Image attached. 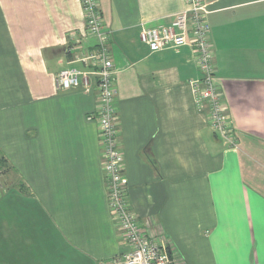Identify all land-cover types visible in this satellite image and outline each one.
Here are the masks:
<instances>
[{
	"label": "crops",
	"instance_id": "crops-1",
	"mask_svg": "<svg viewBox=\"0 0 264 264\" xmlns=\"http://www.w3.org/2000/svg\"><path fill=\"white\" fill-rule=\"evenodd\" d=\"M115 71L126 201L173 264H264V0H203L214 82L236 146L208 126L190 47L151 52L141 28L183 0H97ZM79 0H0V264H112L127 250L107 206L96 77ZM88 85L56 88L62 70Z\"/></svg>",
	"mask_w": 264,
	"mask_h": 264
},
{
	"label": "built area",
	"instance_id": "built-area-1",
	"mask_svg": "<svg viewBox=\"0 0 264 264\" xmlns=\"http://www.w3.org/2000/svg\"><path fill=\"white\" fill-rule=\"evenodd\" d=\"M184 10L169 25L141 28L139 40L151 52L190 47L194 65L200 73L190 82L198 109L207 108L211 131L230 145L236 139L226 115L222 93L214 82L213 50L210 42L208 11L203 0H183ZM85 22V33L93 37L95 46L81 53L76 61L90 69L96 77L97 124L101 168L108 210L115 227L127 244V250L116 256L112 264H173L165 245L149 238L136 216L129 210L127 178L123 173V156L118 143V117L115 107V71L107 48L109 32L98 9L97 0H79ZM88 72L77 68L62 70L56 76V88L76 89L88 85Z\"/></svg>",
	"mask_w": 264,
	"mask_h": 264
},
{
	"label": "trees",
	"instance_id": "trees-1",
	"mask_svg": "<svg viewBox=\"0 0 264 264\" xmlns=\"http://www.w3.org/2000/svg\"><path fill=\"white\" fill-rule=\"evenodd\" d=\"M3 166L5 168H10L9 165L7 164V161L4 159V157H0V167Z\"/></svg>",
	"mask_w": 264,
	"mask_h": 264
},
{
	"label": "rangeland",
	"instance_id": "rangeland-1",
	"mask_svg": "<svg viewBox=\"0 0 264 264\" xmlns=\"http://www.w3.org/2000/svg\"><path fill=\"white\" fill-rule=\"evenodd\" d=\"M3 170H5V167L1 166L0 167V172L3 171Z\"/></svg>",
	"mask_w": 264,
	"mask_h": 264
}]
</instances>
